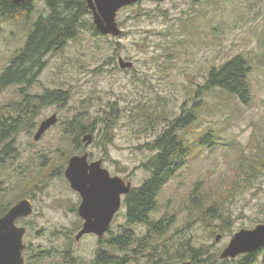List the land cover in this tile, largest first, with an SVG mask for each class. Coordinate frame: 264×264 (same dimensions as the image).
Here are the masks:
<instances>
[{
    "label": "rangeland",
    "instance_id": "1",
    "mask_svg": "<svg viewBox=\"0 0 264 264\" xmlns=\"http://www.w3.org/2000/svg\"><path fill=\"white\" fill-rule=\"evenodd\" d=\"M27 1L28 14L21 7L13 18L0 15V76L24 47L33 25L49 14L45 0ZM90 14L83 17L74 40L44 58V68L28 86H0L2 116L23 95L63 91L69 96L63 105L40 107L26 117L28 126L16 138L15 153L0 163L1 212L21 200L20 194L33 203L31 216L18 226L27 230L24 255L45 259L50 252L63 264L65 253L67 264L70 256L73 264H95L100 251L114 254L112 264H122L134 249L117 252L106 242L125 231L142 239L146 228L127 225L122 204L104 236L75 241L81 225L73 210L80 199L64 176L68 160L86 154L137 189L150 176L143 165L154 156L145 145L184 109L194 115L191 126L177 132L188 154L166 181L149 217L153 223L170 221L167 244L162 245L164 238L159 245L155 240L153 249L189 240L202 254L220 256L235 233L264 224V170L245 174L264 147V0H141L117 12L118 37L90 29ZM237 56L250 69L247 103L218 89L205 92L209 71ZM120 59L131 67L121 68ZM53 115L55 125L35 141L40 124ZM79 115L92 121L85 134L92 143L84 147L81 136L74 149L73 133L65 131ZM211 213L216 220H210ZM246 256L223 263L218 259L242 264ZM125 264L152 263L129 257ZM251 264H264V249Z\"/></svg>",
    "mask_w": 264,
    "mask_h": 264
},
{
    "label": "trees",
    "instance_id": "2",
    "mask_svg": "<svg viewBox=\"0 0 264 264\" xmlns=\"http://www.w3.org/2000/svg\"><path fill=\"white\" fill-rule=\"evenodd\" d=\"M45 4L49 10L48 16L38 19L33 25L24 47L1 74V87L28 86L33 81L34 75L44 68L46 64L44 58L48 54L60 51L68 41L74 40L84 22L83 17L87 13L90 14L83 0H45ZM25 6L23 4L14 5L11 0H0V15L6 19L13 18L21 7L23 9L20 12L26 10L28 14L29 10ZM89 24L90 29L94 30L93 24ZM249 70L247 61L237 56L219 68H212L208 73L203 90L208 92L218 89L223 94L247 103L249 100L247 81ZM68 98L67 92L55 91L41 96L23 95L20 102L11 103L8 108L11 112L8 116L0 114V163L3 162L2 159L9 158L15 153L16 138L28 126L26 117L36 114L40 107L63 105ZM193 121V111L183 109L181 115L170 121L167 128L156 137L153 143L145 145L148 151L154 153L150 161L142 167L149 172L150 176L139 188L131 190L125 196L123 204L126 210V224L144 226L147 237L134 239L131 232L125 231L118 238L106 242L111 250L125 252L133 248V253L127 255L126 258H146L152 264H157V262L159 264H179L183 261H190L192 264H221L218 253L205 254V252L202 254L200 250L194 249L189 244V240L176 242L173 248L167 246L161 250L153 249L155 240L157 245L162 242V245L167 244L168 239L165 238H168L167 227L170 226V221L163 219L153 223L149 217L157 208V197L166 181L188 154L187 147L177 132L190 127ZM91 122L86 116L79 115L70 123L72 129L66 130L65 133H73V142L77 145L79 138L91 130L89 127ZM107 134L108 130L105 128L104 140L108 137ZM252 162L248 165L246 176L255 175V170H264V147L258 150ZM26 197L28 195L20 194L17 199ZM193 203H195V197ZM211 209L210 207L207 211L210 212ZM209 216L210 220H216L213 213ZM222 222L227 224L226 221ZM162 238L164 240L161 242ZM113 255V253L108 254L107 260L102 261L103 253L98 251L95 264H112L111 260L115 258ZM169 255H172V258H169ZM254 256L255 254L247 255L243 258L242 264H251ZM126 258L120 262L125 264Z\"/></svg>",
    "mask_w": 264,
    "mask_h": 264
},
{
    "label": "water",
    "instance_id": "3",
    "mask_svg": "<svg viewBox=\"0 0 264 264\" xmlns=\"http://www.w3.org/2000/svg\"><path fill=\"white\" fill-rule=\"evenodd\" d=\"M26 0H14V3ZM88 10L92 13V21L98 33L112 37L121 35L116 22V14L124 7L138 3L141 0H84ZM161 2L163 0H151ZM121 68L131 67V63L119 60ZM55 115L43 121L34 140L38 141L41 136L55 125ZM85 146L92 143L91 135H85L82 139ZM72 190L77 191L82 197L79 206V216L84 224L76 235L78 241L85 235H94L101 238L108 230L114 215L121 207V196H127L131 190V184L125 183L119 177L110 176L109 172L101 167V161L91 164L87 162V155L72 156L68 160L64 172ZM32 202L28 198L19 200L0 218V264H22V252L25 249L23 237L26 230L15 225L20 218L30 216ZM219 236L215 238L218 242ZM264 248V224L257 225L251 230H240L230 239L227 247L221 252V261L234 259L239 255H250ZM180 264H192L183 262Z\"/></svg>",
    "mask_w": 264,
    "mask_h": 264
},
{
    "label": "flooded vegetation",
    "instance_id": "4",
    "mask_svg": "<svg viewBox=\"0 0 264 264\" xmlns=\"http://www.w3.org/2000/svg\"><path fill=\"white\" fill-rule=\"evenodd\" d=\"M12 1V3L14 4V5H18V4H20V5H26V3L28 2L27 0V2L26 1H24V2H18V3H14V0H11ZM49 130V129H48ZM73 148L75 149L76 148V144L73 142ZM84 147H88V146H85L84 145ZM83 156V155H82ZM87 162H88V164H91V163H93V162H90L89 160H88V156H87ZM68 164V163H67ZM101 167L102 168H104L103 167V165H102V163H101ZM75 193H77L78 194V196H79V199H80V202H79V204L77 205V208L76 209H74L73 210V214L75 215V217L76 218H78L77 219V221L80 223V225H81V228H82V226H83V224H84V220L81 218V216H79V206H80V204H81V202H82V197L80 196V194L77 192V191H75V190H73ZM124 196H121V206H122V204H123V202H124ZM123 206H124V204H123ZM13 206H11V207H9V208H7L6 210H3V212L1 213V215H0V218L1 217H3L4 215H6L7 214V212L12 208ZM121 208V207H120ZM120 210V209H119ZM119 210L117 211V213L119 212ZM32 212H33V203H32ZM117 213L114 215V217L117 215ZM32 214V213H31ZM31 216V215H30ZM29 217V216H28ZM28 217H25V218H20V219H17L16 221H15V225L18 227L19 226V224L20 223H22V221L24 220V219H26V218H28ZM114 217H113V219H114ZM113 219H112V221H113ZM112 223V222H111ZM111 225V224H110ZM110 227V226H109ZM21 228H24V227H21ZM25 230H26V228H24ZM108 230H109V228H108ZM108 230H107V232H108ZM26 232H27V230H26ZM26 232H25V234H26ZM106 232V233H107ZM105 233V234H106ZM76 241V240H75ZM26 249V248H25ZM27 249H28V246H27ZM26 251L27 250H23V252H22V264H38V262H41V264H43V262L44 261H47L48 262V264H60V263H57V262H55V259H54V257H53V255L50 253V252H48V253H46L44 256H45V259H39L38 257H34V258H29V257H27V256H25L24 254L26 253ZM103 253V258H102V261H106L107 260V257H108V252H102ZM61 258H62V262L61 263H63V264H67V260H68V257H67V255L65 254V253H62L61 254ZM69 264H73V258H71V256L69 257Z\"/></svg>",
    "mask_w": 264,
    "mask_h": 264
}]
</instances>
